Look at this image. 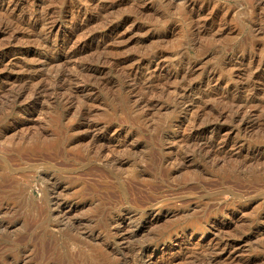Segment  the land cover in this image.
<instances>
[{"label": "rangeland", "instance_id": "obj_1", "mask_svg": "<svg viewBox=\"0 0 264 264\" xmlns=\"http://www.w3.org/2000/svg\"><path fill=\"white\" fill-rule=\"evenodd\" d=\"M0 264H264V0H0Z\"/></svg>", "mask_w": 264, "mask_h": 264}, {"label": "bare ground", "instance_id": "obj_2", "mask_svg": "<svg viewBox=\"0 0 264 264\" xmlns=\"http://www.w3.org/2000/svg\"><path fill=\"white\" fill-rule=\"evenodd\" d=\"M36 20V19H35ZM51 22V21H50ZM33 23H34V21H33ZM50 27H51V25H50ZM97 36V35H96ZM89 38H91V37H89ZM44 44V43H43ZM69 55V54H68ZM61 75H63V74H61ZM91 75V74H90ZM60 76V75H59ZM54 78V77H53ZM63 78H64V76H63ZM76 88V87H75ZM26 90V89H25ZM37 91V90H36ZM81 91H82V89H81ZM81 93V92H80ZM38 94V93H37ZM79 95V94H78ZM67 96H69V94L67 95ZM72 96V95H71ZM14 98V97H13ZM16 98V97H15ZM71 98V97H70ZM34 99V98H33ZM13 100V99H12ZM191 140V139H190ZM39 141V140H38ZM187 141H189V140H187ZM40 144H41V142H40ZM38 145V142L36 143H34V145H33V147L34 146H37ZM200 145V144H199ZM203 145V144H202ZM206 145V144H205ZM200 148V147H199ZM208 150V149H207ZM222 150H220V152H221ZM201 153V152H200ZM209 153V152H208ZM54 204V203H53ZM58 204V203H57ZM57 209H58V206H57Z\"/></svg>", "mask_w": 264, "mask_h": 264}]
</instances>
